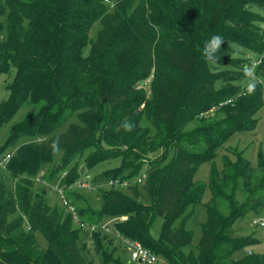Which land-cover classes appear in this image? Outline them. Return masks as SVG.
Masks as SVG:
<instances>
[{
  "label": "trees",
  "instance_id": "1",
  "mask_svg": "<svg viewBox=\"0 0 264 264\" xmlns=\"http://www.w3.org/2000/svg\"><path fill=\"white\" fill-rule=\"evenodd\" d=\"M263 25L264 0H0V75L14 71L0 102V128L25 106L34 110L10 128L6 145L31 142L0 151L12 154L6 167L17 179L9 195L0 190V264H92L85 236L112 264L117 259L103 248L118 240L115 233L163 254L168 264H264L260 246L244 251L260 240L232 229L247 214L264 213V155L259 151L252 166L241 151L224 148L233 134L255 128L264 104L261 79L242 88L237 82L249 64L230 56L252 52L260 61L255 74L264 78ZM215 35L224 44L208 61L203 49ZM167 146L173 155L161 165ZM222 152L218 169L213 161ZM114 160L118 166L92 186L118 180L129 193L102 191L98 211L79 209L64 195L82 173ZM204 163L212 164L211 199L195 252L186 253L192 233L183 221L204 193L205 185L194 181ZM142 174L144 184L133 183ZM54 181L63 202L51 207L44 184ZM69 206L87 225L126 220H116L112 233L87 232ZM158 219L154 238L150 228Z\"/></svg>",
  "mask_w": 264,
  "mask_h": 264
},
{
  "label": "rangeland",
  "instance_id": "2",
  "mask_svg": "<svg viewBox=\"0 0 264 264\" xmlns=\"http://www.w3.org/2000/svg\"><path fill=\"white\" fill-rule=\"evenodd\" d=\"M264 26V25H263ZM230 56L232 58L236 59H244L246 63L249 65L246 69V75L243 77L242 80H239L237 83L241 85L242 88L247 87L255 82H258L260 79L263 82L264 86V78L259 77L255 74V67L256 64L253 66V63L258 61L255 58V55L252 52L245 51L243 49H239L235 52H230ZM14 75V71H10L9 73L1 74L0 75V102L3 100H6L8 97V92L6 90V87L11 83L12 78ZM264 96V92H263ZM34 112L31 107L25 106L24 108L20 109V111L16 114V116L8 122L6 125L2 126L0 128V151L5 152H13L16 148L24 145L27 142H31V138H22L19 140H16L12 142L9 145L7 144L10 128L21 121L24 117V115L28 112ZM255 118L257 119V124L255 128L247 133H235L233 134L230 139L225 143L224 148H235L238 151L242 152V156L246 158L252 166H255L257 164V155L258 152L261 151L264 155V104L259 109V111L256 113ZM144 126H148L149 124L146 121H143ZM151 133L153 134L154 131L152 128H150ZM171 149V146L166 147L165 154L163 155V158H159L158 162L162 163L161 165H164L166 162H168L173 152ZM167 153V154H166ZM227 153V152H225ZM224 152L219 153L218 157L213 161L214 166H216L218 169H221L222 167V157L225 155ZM61 152L56 153V157H59ZM86 154H83L76 158L77 164L79 167H83L84 164V157ZM161 155V150L149 155V160L157 159ZM230 159L233 160V156L229 154ZM59 160L56 159L54 162H51L47 168H45L43 171L45 172L46 169L51 168L53 164L58 162ZM119 164L118 160H114L110 163H105L102 165L97 166L93 170H90L88 172V176L82 175L80 176L79 180L72 184L67 190H65V193L70 194L71 199L74 201L76 206L79 209L83 208H90L94 211H98L101 206V200H100V193L104 190H108L111 187L116 188L117 190L124 191L125 193H129V185L125 182H118L114 183L113 186L110 185V182L103 183L101 185H95L92 184V180L99 175L102 171L106 169H111L114 167H117ZM211 163H204L198 167L194 174V181L204 184L205 190L202 195L201 201L199 204L189 207L185 213V219L183 221L184 227L187 230H190L192 233V240L191 245L188 248L183 249L184 252L188 253L189 251L193 250L195 252V247L199 241V238L201 236V225L206 220V209L205 204L211 199V193L207 187L208 183V174L209 170L211 168ZM148 168V164L146 163L144 166V170ZM81 171H83V168H81ZM140 177V176H139ZM138 177V178H139ZM17 179H13L8 171L6 165L0 166V190H3L4 193L9 195L11 193L10 191L13 189L15 182ZM80 181V182H79ZM117 182V181H116ZM79 184H86L88 187H81ZM40 182L35 181V186H39ZM57 181H54L53 183H47L44 184L47 192V199L48 203L51 207L54 206H61L63 199L59 194L54 192L57 188H59ZM77 185V186H76ZM140 185H143L141 182ZM101 189V190H100ZM11 195V194H10ZM258 216L255 213L251 212L247 214L244 218L237 221L233 224V230L236 235L238 236H252L253 238H256L258 240L263 239V230L260 228L253 227L251 225L252 219ZM260 216L264 217V213H262ZM182 219H177L173 227L176 228L180 225ZM160 224L161 220H156L151 225L150 234L152 237L157 238L160 230ZM34 237L36 239V242L41 250H45L47 247V243L42 236L41 233L36 232L34 233ZM84 236L81 237L80 241H84ZM86 246L84 248V253L87 255V258H91L92 264H104L98 255L95 254L93 251V241L89 239V237L85 236ZM261 245L254 247H246L244 249L245 253L249 251H256L258 250V247ZM108 255L114 260L117 259V262L112 264H145V263H139L131 260L130 253L128 250V246L124 245L120 240H107L104 244L103 248ZM248 251V252H249ZM235 257H241L243 255L242 253H236ZM157 262L152 264H168L167 258L163 254H157Z\"/></svg>",
  "mask_w": 264,
  "mask_h": 264
},
{
  "label": "built area",
  "instance_id": "3",
  "mask_svg": "<svg viewBox=\"0 0 264 264\" xmlns=\"http://www.w3.org/2000/svg\"><path fill=\"white\" fill-rule=\"evenodd\" d=\"M259 62H260L259 60L254 62L253 66L255 64L256 65L259 64ZM11 155H12L11 153H6V154L1 155L0 156V166L6 165L7 162L9 161V159L11 158ZM145 180H146V175L142 174L139 178L135 179L133 181V183L140 185L141 182L144 184ZM116 181H109L110 185L113 186L114 183H118V182L120 183V181H118V180H116ZM79 186L85 187V188L88 187L86 184H79ZM68 209L71 212L73 220L75 221V223H77L81 229H84L87 232L101 231L104 233H112L113 232L112 226L116 220H119V221L126 220V217L123 216V217H120L118 219H109V220L104 221L98 225H95V224L87 225L84 223H80L78 221V217H77V214L75 212L74 207L69 206ZM251 225L253 227L262 229L263 230V236H264V217H262L260 215L255 216L251 221ZM115 237L118 240H120L124 245L128 246V250H129L130 257H131L132 261L139 262V263H145V264H152V263H156L158 261L157 257L151 251L144 248L139 242L131 241L125 237H122V236L116 234V233H115ZM260 244H261V254L264 257V237L262 240H260ZM249 253H251V251H249Z\"/></svg>",
  "mask_w": 264,
  "mask_h": 264
},
{
  "label": "clouds",
  "instance_id": "4",
  "mask_svg": "<svg viewBox=\"0 0 264 264\" xmlns=\"http://www.w3.org/2000/svg\"><path fill=\"white\" fill-rule=\"evenodd\" d=\"M224 44V39L222 36L215 35L208 42H206L203 55L205 59L208 61H213L215 59L214 54L216 51H219ZM252 87L250 86L249 91H252Z\"/></svg>",
  "mask_w": 264,
  "mask_h": 264
}]
</instances>
